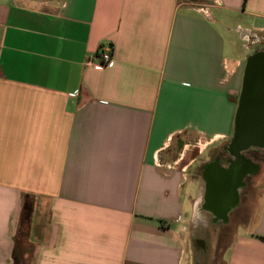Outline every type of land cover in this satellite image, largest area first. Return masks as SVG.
<instances>
[{
    "label": "crops",
    "instance_id": "crops-1",
    "mask_svg": "<svg viewBox=\"0 0 264 264\" xmlns=\"http://www.w3.org/2000/svg\"><path fill=\"white\" fill-rule=\"evenodd\" d=\"M257 44L264 0H0V264H205ZM252 178L224 264H264Z\"/></svg>",
    "mask_w": 264,
    "mask_h": 264
},
{
    "label": "water",
    "instance_id": "water-1",
    "mask_svg": "<svg viewBox=\"0 0 264 264\" xmlns=\"http://www.w3.org/2000/svg\"><path fill=\"white\" fill-rule=\"evenodd\" d=\"M251 148L264 149V51L255 52L247 60L230 152L241 158ZM224 183L211 202L221 213L232 207L238 189L228 181Z\"/></svg>",
    "mask_w": 264,
    "mask_h": 264
},
{
    "label": "flooded vegetation",
    "instance_id": "flooded-vegetation-1",
    "mask_svg": "<svg viewBox=\"0 0 264 264\" xmlns=\"http://www.w3.org/2000/svg\"><path fill=\"white\" fill-rule=\"evenodd\" d=\"M252 149H248L243 152L241 158L236 156H226L221 154L217 156L214 161L209 163L204 168V176L206 180V199L205 206L213 210L216 214L215 222H221L223 224L231 223L232 211L247 198V194L253 187L251 184L252 176L259 174L261 166L257 161H254L247 155V152ZM241 173V174H240ZM225 177L227 178L225 180ZM228 181L231 185H237V193L234 194V204L228 210V212L221 213L214 204H212V198L223 189L224 182ZM216 189L215 187H220ZM233 193V191H232ZM236 203V204H235Z\"/></svg>",
    "mask_w": 264,
    "mask_h": 264
},
{
    "label": "rangeland",
    "instance_id": "rangeland-1",
    "mask_svg": "<svg viewBox=\"0 0 264 264\" xmlns=\"http://www.w3.org/2000/svg\"><path fill=\"white\" fill-rule=\"evenodd\" d=\"M256 47L264 49V44H257ZM251 149V151L247 152V155L260 164L261 173L264 170V149ZM251 184H253V187L249 193L255 190L253 178H251ZM211 216L212 214L210 213L202 214V221L198 225L197 232L205 239V246L202 248L203 260L205 259V264H224L219 258L227 243L233 237L234 226L232 223L223 224L221 222H214Z\"/></svg>",
    "mask_w": 264,
    "mask_h": 264
},
{
    "label": "built area",
    "instance_id": "built-area-1",
    "mask_svg": "<svg viewBox=\"0 0 264 264\" xmlns=\"http://www.w3.org/2000/svg\"><path fill=\"white\" fill-rule=\"evenodd\" d=\"M99 57H100L99 64L101 66H109V65H112L114 62L112 48H109V49L107 48V49L102 50L99 53Z\"/></svg>",
    "mask_w": 264,
    "mask_h": 264
},
{
    "label": "bare ground",
    "instance_id": "bare-ground-1",
    "mask_svg": "<svg viewBox=\"0 0 264 264\" xmlns=\"http://www.w3.org/2000/svg\"><path fill=\"white\" fill-rule=\"evenodd\" d=\"M236 204V203H235Z\"/></svg>",
    "mask_w": 264,
    "mask_h": 264
}]
</instances>
